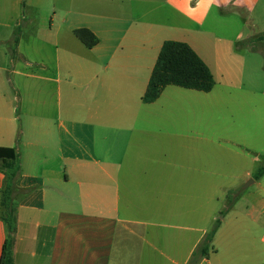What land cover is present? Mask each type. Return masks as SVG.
<instances>
[{
    "label": "crops",
    "instance_id": "crops-1",
    "mask_svg": "<svg viewBox=\"0 0 264 264\" xmlns=\"http://www.w3.org/2000/svg\"><path fill=\"white\" fill-rule=\"evenodd\" d=\"M47 1L49 10L44 0H0V148L16 149L17 187L29 190L17 195L15 264H164L155 243L141 250L136 240L155 238L150 222L186 211V169L171 163L182 154L181 123L173 134L161 131L173 111L181 122L182 95L170 86L153 104L142 98L167 41L187 43L214 76L215 30L234 12L241 30L240 14L261 0ZM59 10L67 18L56 23ZM81 29L99 44L88 49L75 36ZM155 135L162 144L174 139V155L150 144ZM204 236L184 263L167 257L169 264H189Z\"/></svg>",
    "mask_w": 264,
    "mask_h": 264
},
{
    "label": "rangeland",
    "instance_id": "rangeland-1",
    "mask_svg": "<svg viewBox=\"0 0 264 264\" xmlns=\"http://www.w3.org/2000/svg\"><path fill=\"white\" fill-rule=\"evenodd\" d=\"M44 6L49 10L47 0ZM234 13L215 30L221 57L213 64L214 90L205 94L180 88L181 122L177 119L175 124L178 115L173 111L172 123L166 122L161 130L173 134L181 123L182 154L171 163L177 171L186 169V191H182L186 211L183 208L181 216L166 222H150L156 225L155 238L147 240L141 234L136 241L141 250L146 241L155 243L164 254V264H169L167 257L184 263L191 247L212 231L222 212L226 215L214 239L215 252L201 264H264V177L245 189L264 163V0L250 14H240L246 23L241 20L239 31L230 20ZM53 16L41 15V22L49 23ZM64 18L59 10L56 23ZM234 36L239 40L232 42ZM164 141L155 135L150 144L161 146L158 151L168 147L174 155V139Z\"/></svg>",
    "mask_w": 264,
    "mask_h": 264
},
{
    "label": "trees",
    "instance_id": "trees-1",
    "mask_svg": "<svg viewBox=\"0 0 264 264\" xmlns=\"http://www.w3.org/2000/svg\"><path fill=\"white\" fill-rule=\"evenodd\" d=\"M18 33L10 45L11 55L15 57L19 40ZM75 36L88 49L99 44L98 38L87 29L75 31ZM215 78L199 55L183 42L167 41L164 43L154 71L152 73L147 91L142 98L144 104H153L158 101L167 87L174 86L185 90L201 93H211L215 88ZM1 170L5 175V184L1 191L2 220L5 224L7 239L3 248L0 264H15V231L18 224L17 210L18 194L26 196L28 191H21L17 187V180L21 173L19 155L16 149L0 148ZM264 177V163L254 175L255 181ZM226 212L220 214L211 232L206 234L194 251L189 264H201L214 253V239L221 228L222 218Z\"/></svg>",
    "mask_w": 264,
    "mask_h": 264
},
{
    "label": "water",
    "instance_id": "water-1",
    "mask_svg": "<svg viewBox=\"0 0 264 264\" xmlns=\"http://www.w3.org/2000/svg\"><path fill=\"white\" fill-rule=\"evenodd\" d=\"M255 180H251L245 187V189L249 188L251 184H254Z\"/></svg>",
    "mask_w": 264,
    "mask_h": 264
}]
</instances>
